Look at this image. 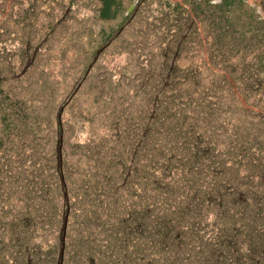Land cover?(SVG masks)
Wrapping results in <instances>:
<instances>
[{
	"label": "rangeland",
	"instance_id": "rangeland-1",
	"mask_svg": "<svg viewBox=\"0 0 264 264\" xmlns=\"http://www.w3.org/2000/svg\"><path fill=\"white\" fill-rule=\"evenodd\" d=\"M115 1L0 0V264H264L261 0Z\"/></svg>",
	"mask_w": 264,
	"mask_h": 264
},
{
	"label": "trees",
	"instance_id": "trees-1",
	"mask_svg": "<svg viewBox=\"0 0 264 264\" xmlns=\"http://www.w3.org/2000/svg\"><path fill=\"white\" fill-rule=\"evenodd\" d=\"M116 1L115 0H100V7L98 9L101 18H109L115 14Z\"/></svg>",
	"mask_w": 264,
	"mask_h": 264
},
{
	"label": "water",
	"instance_id": "water-1",
	"mask_svg": "<svg viewBox=\"0 0 264 264\" xmlns=\"http://www.w3.org/2000/svg\"><path fill=\"white\" fill-rule=\"evenodd\" d=\"M260 5L262 6V8H264V1H260Z\"/></svg>",
	"mask_w": 264,
	"mask_h": 264
},
{
	"label": "flooded vegetation",
	"instance_id": "flooded-vegetation-1",
	"mask_svg": "<svg viewBox=\"0 0 264 264\" xmlns=\"http://www.w3.org/2000/svg\"><path fill=\"white\" fill-rule=\"evenodd\" d=\"M260 4V3H259ZM262 7V6H261Z\"/></svg>",
	"mask_w": 264,
	"mask_h": 264
}]
</instances>
